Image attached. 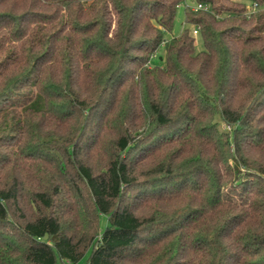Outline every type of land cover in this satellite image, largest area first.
I'll list each match as a JSON object with an SVG mask.
<instances>
[{"label":"trees","instance_id":"1","mask_svg":"<svg viewBox=\"0 0 264 264\" xmlns=\"http://www.w3.org/2000/svg\"><path fill=\"white\" fill-rule=\"evenodd\" d=\"M181 2L0 0V264H264V0Z\"/></svg>","mask_w":264,"mask_h":264},{"label":"rangeland","instance_id":"2","mask_svg":"<svg viewBox=\"0 0 264 264\" xmlns=\"http://www.w3.org/2000/svg\"><path fill=\"white\" fill-rule=\"evenodd\" d=\"M197 5H198L197 0H182L181 4L179 5V7L177 9L172 30L170 33H168L165 36V38L169 39L172 37H178L184 32V30H188L190 32V34L196 40V42H195L196 51L200 52V51L204 50V44H203V40L201 38V35L200 34L194 35L193 31H194L195 27L185 23L186 8L194 10L197 8ZM163 54H164V49H163V47H160L159 50L157 51V53L155 54V56L151 59V65L163 67L164 61L161 60V58L163 57ZM107 225H108V222H107L106 217H102V219H101L102 230H104ZM79 264H85V262H82Z\"/></svg>","mask_w":264,"mask_h":264},{"label":"built area","instance_id":"3","mask_svg":"<svg viewBox=\"0 0 264 264\" xmlns=\"http://www.w3.org/2000/svg\"><path fill=\"white\" fill-rule=\"evenodd\" d=\"M257 8H258V5H257V4H254V5L252 6V10H253V11H256ZM207 9H208L207 6H204V5L198 4V5H197V8L194 9V11H198V10H207ZM198 33H199V29H195V30L193 31V34H194V35H197Z\"/></svg>","mask_w":264,"mask_h":264}]
</instances>
